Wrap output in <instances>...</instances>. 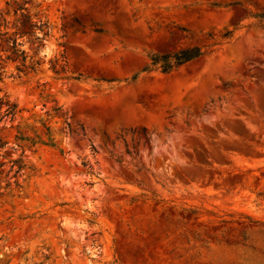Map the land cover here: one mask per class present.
<instances>
[{
	"label": "rangeland",
	"instance_id": "1",
	"mask_svg": "<svg viewBox=\"0 0 264 264\" xmlns=\"http://www.w3.org/2000/svg\"><path fill=\"white\" fill-rule=\"evenodd\" d=\"M0 264H264V0H0Z\"/></svg>",
	"mask_w": 264,
	"mask_h": 264
},
{
	"label": "trees",
	"instance_id": "2",
	"mask_svg": "<svg viewBox=\"0 0 264 264\" xmlns=\"http://www.w3.org/2000/svg\"><path fill=\"white\" fill-rule=\"evenodd\" d=\"M42 25H43V23H40V26H42ZM198 54H199L198 50L192 51L191 49H182V50H178L177 52L174 53L173 57H174L175 62L171 61L166 56L156 57V58H154V60L155 61H158V59L163 60L162 66H163V69L165 70V69H168L169 67H171V65L173 63L182 62V61L187 60L191 57H194ZM14 108H15L14 104L8 105V107L6 109L7 113L13 114L15 112ZM13 162L17 163V162H19V159H14ZM17 166H18V168H20V166H21L20 163H18Z\"/></svg>",
	"mask_w": 264,
	"mask_h": 264
}]
</instances>
